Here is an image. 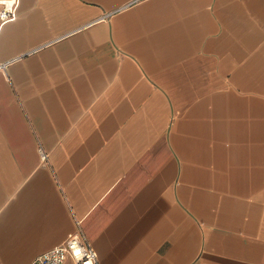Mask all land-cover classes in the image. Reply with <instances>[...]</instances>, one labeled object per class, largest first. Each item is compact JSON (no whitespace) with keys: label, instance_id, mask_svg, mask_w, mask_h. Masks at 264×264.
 <instances>
[{"label":"crops","instance_id":"crops-1","mask_svg":"<svg viewBox=\"0 0 264 264\" xmlns=\"http://www.w3.org/2000/svg\"><path fill=\"white\" fill-rule=\"evenodd\" d=\"M8 1L0 264H264V0Z\"/></svg>","mask_w":264,"mask_h":264},{"label":"built area","instance_id":"built-area-1","mask_svg":"<svg viewBox=\"0 0 264 264\" xmlns=\"http://www.w3.org/2000/svg\"><path fill=\"white\" fill-rule=\"evenodd\" d=\"M0 22L13 18L14 2L2 0ZM29 264H99L96 252L81 232L67 234L65 240L36 255Z\"/></svg>","mask_w":264,"mask_h":264}]
</instances>
